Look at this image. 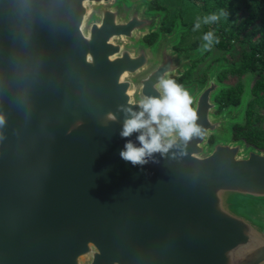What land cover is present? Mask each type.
<instances>
[{
	"label": "water",
	"instance_id": "95a60500",
	"mask_svg": "<svg viewBox=\"0 0 264 264\" xmlns=\"http://www.w3.org/2000/svg\"><path fill=\"white\" fill-rule=\"evenodd\" d=\"M131 1L0 0V264H264V152L208 144L232 119L212 115L216 84L198 133L120 157L147 132L125 121L181 68L125 46L155 25Z\"/></svg>",
	"mask_w": 264,
	"mask_h": 264
},
{
	"label": "flooded vegetation",
	"instance_id": "af4514ba",
	"mask_svg": "<svg viewBox=\"0 0 264 264\" xmlns=\"http://www.w3.org/2000/svg\"><path fill=\"white\" fill-rule=\"evenodd\" d=\"M115 4L120 3L122 8L124 9H132V7L137 4L136 2H133L131 0H114ZM131 1V2H130ZM167 0H145V7H144V13L148 14L147 17H153L152 19H155L154 22V28L151 31H147L142 34V39L138 42L141 44H144L146 46V51L148 55V61L153 67H157L159 64H162L166 60V56L169 58L168 54L171 55L172 62L179 63V67L183 69L182 75L179 76V79L175 82L179 86L183 87H189L190 85H197L202 86L197 95L191 99V105L194 109L195 107V101L198 98L199 94L207 88L211 83L216 84L218 86L217 90H215L212 93L211 101L216 105V109L213 111L212 115L214 118H217L220 116L223 110L232 107L235 109H238L241 97L243 95L242 89V83L238 85H231L226 84L224 74H226L225 70L222 68L223 64L221 63L222 60H218V58L214 59L213 61L207 62V57L210 55V50L208 48H200V45L202 41L196 40L193 44L190 45H182V38H184V35L180 34L175 35L173 33L175 32V17L170 21L168 17L165 16L163 20L160 21V24H156V16L158 13L162 10L164 11L165 5L164 2ZM183 2H186L182 0ZM192 1V0H189ZM174 30V32H173ZM173 32V33H172ZM170 34V37L168 36ZM169 37L168 39L164 37ZM137 43H132L131 47L136 48ZM126 45V41L124 42ZM171 48L174 50L171 51ZM138 53V48L134 49ZM175 52V53H174ZM183 56V57H182ZM187 56V57H186ZM233 61L232 68H230L229 75H231L233 78L237 76L236 78L240 77L243 79L244 77L248 76L249 74L253 73H246L242 75H238L231 71V69H234L238 62H240L239 54L236 55L235 60ZM227 62H230V59L227 60ZM219 63V64H217ZM204 65V66H203ZM183 67V68H182ZM208 69H211L208 71ZM225 72V73H224ZM169 77V75L166 77V79ZM184 89V88H183ZM186 91H189V96L192 94L191 90L189 88H185ZM191 91V92H190ZM233 109L231 113V118H235L238 113H236V110ZM250 110V103H248L246 109H245V115L249 113ZM227 111V110H225ZM235 111V112H234ZM245 129V125L242 126L240 124H236L235 126L231 127V131L238 130L239 132L243 131ZM232 132V143H238L241 142L244 145L245 149H255L259 152H264V149H258L254 147L252 144L246 142L243 138L235 139ZM261 137V135H255ZM216 137L214 135H211L208 137V144H211L214 142ZM261 140H264L261 138ZM211 141V142H210Z\"/></svg>",
	"mask_w": 264,
	"mask_h": 264
},
{
	"label": "rangeland",
	"instance_id": "374dc122",
	"mask_svg": "<svg viewBox=\"0 0 264 264\" xmlns=\"http://www.w3.org/2000/svg\"><path fill=\"white\" fill-rule=\"evenodd\" d=\"M184 1L186 2H183L182 0H167L166 2H164L165 9L164 11L161 10L158 13V15L155 17L156 24L159 25L160 21L163 20L165 16L168 17L170 21L173 19V17L176 16L175 18L176 33H173L174 30L172 33L178 36L183 33L182 35H184V38H182L183 39L182 45L193 44L196 40L202 41L200 48H205V45L208 44V41H205L203 38L204 35L207 32H212L213 42L209 47L210 55L207 57L208 60L207 62L210 63V61H213V58L214 59L218 58V60H222L221 62L223 64L222 68L226 72V74H224V77H226L225 78V81L227 82L226 84L238 85L240 84L239 82L242 83L241 91L243 92V95L241 97V102L238 109L229 107L225 109L227 111L223 110L221 112L223 114L225 112L233 111V109H235L238 115L235 118L228 119L225 122L224 126L226 132L223 135H217L216 139L233 142L231 139L233 132L231 131V127L235 126L236 124L247 126L251 130V133L254 136L261 135V138L264 139V104L260 105L258 100V96L264 97V91L261 90V87L260 88L256 87L255 81L257 80V76L256 74H249L248 76L241 79L240 77L236 78L237 76H235V78H233L231 75H229L230 73L228 72L233 65L232 60H235L236 55L240 54V52L242 51V46L235 42V43H229V45H227L225 49H220L219 42L218 43L216 42L219 39V37L222 35L221 28L228 26L226 24V19L224 18V10H218L215 12V14L219 16V19H217L216 21H210L208 23H204V19L210 15L208 10L212 8L214 1L210 0L207 3L205 7L207 10L204 9V3L201 0L198 1L184 0ZM144 7H142L141 9L142 15H145ZM221 13L223 14L221 15ZM241 13L245 14L243 13L242 10ZM198 22L200 26L197 28L196 24ZM145 32L136 34L134 37V42L137 43L138 41H140L142 39V34ZM168 36L170 37V34ZM169 37L165 36L164 38L168 39ZM239 41H243L242 36L239 38ZM134 42L126 41L125 46L131 47V44ZM251 42H255V38H253ZM172 50L173 49L171 48V51ZM229 59L230 62L228 63L227 60ZM209 70L211 69H208V71ZM182 73H183V69L180 68L178 72L169 75L167 79H172L174 82H176L179 79V76L182 75ZM180 87L182 89L189 88L192 91V92L190 91L192 93L190 97L191 99H193L197 95V93L199 92L202 86H197L193 84L190 85L189 87H183V86ZM256 92H258L259 94H257ZM256 94L258 96H256ZM248 103H250V110L249 113L245 115V109Z\"/></svg>",
	"mask_w": 264,
	"mask_h": 264
},
{
	"label": "clouds",
	"instance_id": "9594fccd",
	"mask_svg": "<svg viewBox=\"0 0 264 264\" xmlns=\"http://www.w3.org/2000/svg\"><path fill=\"white\" fill-rule=\"evenodd\" d=\"M217 19L219 16L213 13L204 19V23ZM199 26L198 22L196 27ZM203 38L208 41L205 48L210 47L213 42V33L207 32ZM157 87L162 89L161 98L142 100L140 102L142 111L134 113L131 119L126 120L120 133L122 137H126L134 130L147 129L146 133L138 137L140 147H134L131 142H126L125 148L119 153L122 159L133 165L146 163L144 160L146 154L150 155L165 147L161 144L162 134L168 135L175 129L178 130L180 137L187 139L191 134L199 132L198 127L193 123L196 119V112L190 107L191 97L188 92L172 79H160ZM145 113L148 114L147 119L143 118ZM154 122L158 125V131L151 126Z\"/></svg>",
	"mask_w": 264,
	"mask_h": 264
},
{
	"label": "trees",
	"instance_id": "16d2710c",
	"mask_svg": "<svg viewBox=\"0 0 264 264\" xmlns=\"http://www.w3.org/2000/svg\"><path fill=\"white\" fill-rule=\"evenodd\" d=\"M201 1L204 3V9L207 10L205 7L210 0ZM213 1L212 8L208 10L209 14L224 10V18L228 25L221 28L222 35L218 39L220 49H225L229 43L235 42L242 46V51L239 54L240 62L231 71L238 75L256 74V87H261V90L264 91V0ZM241 10L245 14H242ZM241 36L243 41H239ZM253 38H255V42H251ZM257 94L256 96H258ZM258 100L260 105L264 104V97L258 96ZM233 136L235 139L243 138L258 149H264V140H261L259 136H254L247 126L241 132L235 130Z\"/></svg>",
	"mask_w": 264,
	"mask_h": 264
}]
</instances>
